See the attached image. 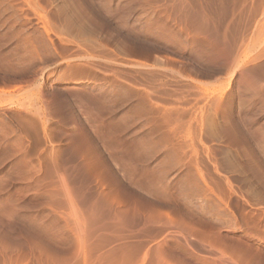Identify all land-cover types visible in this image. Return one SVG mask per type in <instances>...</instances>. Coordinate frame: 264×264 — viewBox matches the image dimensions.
Wrapping results in <instances>:
<instances>
[{
	"label": "rangeland",
	"instance_id": "obj_1",
	"mask_svg": "<svg viewBox=\"0 0 264 264\" xmlns=\"http://www.w3.org/2000/svg\"><path fill=\"white\" fill-rule=\"evenodd\" d=\"M0 264H264V0H0Z\"/></svg>",
	"mask_w": 264,
	"mask_h": 264
},
{
	"label": "bare ground",
	"instance_id": "obj_2",
	"mask_svg": "<svg viewBox=\"0 0 264 264\" xmlns=\"http://www.w3.org/2000/svg\"><path fill=\"white\" fill-rule=\"evenodd\" d=\"M3 93V92H2Z\"/></svg>",
	"mask_w": 264,
	"mask_h": 264
}]
</instances>
